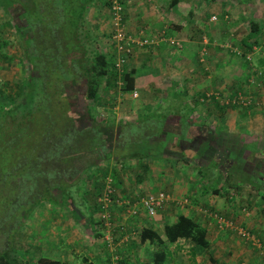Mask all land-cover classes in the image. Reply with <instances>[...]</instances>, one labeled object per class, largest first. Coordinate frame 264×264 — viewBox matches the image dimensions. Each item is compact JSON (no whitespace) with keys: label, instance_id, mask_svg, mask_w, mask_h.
Listing matches in <instances>:
<instances>
[{"label":"trees","instance_id":"1","mask_svg":"<svg viewBox=\"0 0 264 264\" xmlns=\"http://www.w3.org/2000/svg\"><path fill=\"white\" fill-rule=\"evenodd\" d=\"M98 1L106 4L110 15L113 0L0 1V6L4 10L17 13L18 21H14V26L21 33V47L27 63V71L17 93L0 91V143L15 144L17 158H19L11 169L6 167L2 171L0 168V192L5 199H11V206L6 208L9 212L14 207L12 201L16 200L10 197L11 189L12 192L18 189L19 195L22 194L21 197L31 198V208L44 200H55L64 206L69 205L70 202L72 207L69 206L68 209L72 216L76 219L87 218L94 227L98 223L100 228L93 229L94 235L104 239L110 248L109 238L105 237V229L110 227L109 231L113 235H111L112 244L125 235L126 230L121 225L123 222H120L117 211L124 210L127 218L137 216V213L128 212L132 203L122 201L124 199L121 197L122 192L129 191V188L133 187L132 183L148 178L145 172L150 167L152 156L161 158V156L165 157L164 153H167L171 159L173 158L172 160H181L182 164L189 162L197 167L201 165L203 159H208L209 156L213 159L221 146L222 138L219 137L220 132L217 129L211 131L210 135L206 134L209 129L202 133L203 131L197 130L202 122L192 121L193 115L197 112L205 116L213 113L212 105L209 103L204 111H197V106L201 105L199 99L187 98L185 91L178 88L166 99L164 98L165 102L160 106L167 111L164 115L163 127L147 128L144 131L145 142L142 151L120 152L118 148L124 141L122 133L126 120L117 119L116 116L111 118L109 115L100 116L96 111L95 114L90 113V108L103 102H111L109 100L111 95L106 96L100 93L102 86L108 87L105 92L109 93L112 87L118 84V79H122L123 85H119V88L130 91L135 88L137 82L133 68H125L123 65L122 69L118 70L115 67L114 60L117 52L114 43H111L112 49L115 50L113 58V52L103 50L86 26L87 10L90 5L99 3ZM176 1L173 0L169 4L172 6ZM28 11L30 15L27 16ZM222 25L226 26V21L223 20L220 23V26ZM262 27L258 19L253 16L249 18L250 30ZM250 38L251 36L243 40L248 49H251L252 43L255 42L250 41ZM244 55L246 56V52ZM263 69L264 67H257L256 72L264 75ZM256 77L245 79L243 83L251 84L258 80ZM234 81L236 84L237 79ZM213 99L214 97H211V102ZM214 103L217 109L219 108L218 111H225V106L220 105L216 99ZM249 108V106L246 107V110ZM244 111L241 113L244 114ZM139 120L132 119L135 122ZM130 121L131 119H128V122ZM142 123L139 122L141 125ZM217 127L220 129L221 126ZM115 130L112 143V131ZM160 134H163L160 139L155 138ZM131 136L135 137V135ZM148 139L152 142H148ZM225 139L223 145L226 144ZM92 140L95 143L91 144ZM156 140L158 141L157 154H153L155 149L153 144ZM109 148L113 150L110 151ZM224 155H227V150ZM92 156H99L101 161L98 164L92 162L89 165L86 164ZM110 162L113 163L112 167ZM0 167L3 166L0 165ZM202 185L203 180L200 187ZM106 194L109 200L106 201L105 207L103 197ZM133 200L132 198L131 201ZM87 205L89 206L88 216L77 212ZM112 206H114L113 209H111ZM104 210L108 213L106 217L102 215ZM208 210H210L209 214L214 211L203 207L200 208L201 213L197 214L202 216L201 214H207ZM17 213H14L18 217L17 220L22 221V211L18 210ZM94 213L95 218L92 219ZM219 215L225 216L218 211L216 217L207 216L218 226L217 216ZM146 216L153 218L152 215ZM196 218L193 213L178 212L173 221L164 224L163 234L166 240L174 242L179 238H185L196 247H209L208 229L201 220ZM230 219L236 223L235 219L232 217ZM141 226L138 231L139 240L149 243L156 241L159 244L158 248L151 251L150 264H167L168 252L163 246L165 241L152 226L146 223ZM226 229L237 231L235 226H223L218 228V231L225 232ZM248 231L254 233L253 229ZM257 236L261 237L260 234ZM261 238L264 240V237ZM124 240H128L129 243L123 253H119L120 249L110 252L109 248L105 247L109 253H105L104 263L112 264L115 260L113 257L117 254V261L121 264H135L131 254H126L131 251V247L135 246V239L131 237ZM28 245L18 249L20 259L17 256L18 250L14 251L12 258L6 257L9 254L1 253L0 264H17V260L23 264H64L59 259L48 256L39 257L28 263L32 260V257H27L30 252L26 251L29 249ZM213 261L216 262L215 259ZM216 264L220 263L216 262Z\"/></svg>","mask_w":264,"mask_h":264},{"label":"rangeland","instance_id":"2","mask_svg":"<svg viewBox=\"0 0 264 264\" xmlns=\"http://www.w3.org/2000/svg\"><path fill=\"white\" fill-rule=\"evenodd\" d=\"M145 1L148 2L147 5L148 4L150 5V6L148 5L149 10L154 11L156 14H159V15L162 14L161 12L164 10L162 9L163 3L160 4L159 2H157L158 0H145ZM202 1L203 2L201 4L191 7L190 9L191 11L194 9H197V10L193 12V17L191 16L192 18L190 20L188 17L189 14H188L187 9L192 4L187 3L188 1L186 0L182 1L179 4V11L182 16H185L182 18V20L185 21V24H186L185 26L188 29L190 27L192 28V27H198V26L207 28L203 32V37H202V39L205 38L204 40L205 42L206 41L209 42L210 37H213V36L216 37V35H214L212 31H214L215 28L217 29L218 25L223 20L226 21L227 25L226 26L222 25L221 27H224V29L233 28V30H235L233 37L237 39L243 35L246 29L249 28V18L251 16H253L255 19H259V21L262 22V25L264 24V13H262V11L264 10V3H261L259 5L260 9L262 10L261 12L256 13V15L252 14L250 16L248 15V7H249L250 0L249 1H246V0H207V1H204L202 0ZM98 2L99 3H95L89 6L87 13H86L85 23L90 33L94 35V37L99 42L103 50H105L106 52H113V58H114L115 50L112 49L111 47L112 24L110 21L109 9L106 6V4L104 5L102 3L103 4L102 5L100 1ZM262 2H264V0H262ZM124 6H125V3H124ZM220 8L222 9V14H220L219 12ZM224 8L226 9L227 15H223ZM198 9L199 10L206 9L207 11L205 12L211 16L214 14H217V18H211V20L209 16L205 18L204 16L206 13L204 15H202L203 12L196 13ZM96 13H98V17ZM238 13L241 14V17L236 16ZM26 15L27 16L30 15V12L28 11ZM257 17H260V18H257ZM176 18H179V17L176 16ZM16 20L18 21L16 12H13V11L7 12L0 6V91L1 92L9 91L10 93H14V94L17 93L20 83L23 80V76L25 75L27 71V63L24 59V55H23L22 47H21V37H20L21 33L14 26V21ZM148 20H149L150 26H148L146 29L144 28L146 33L145 32L143 33L149 39H153V42H150V43H147L141 46L134 45L132 52L136 49L137 50L139 49L140 50L139 53L141 52L140 54L145 55L147 54V51H148L147 49L158 50L159 45L160 46L167 45V43H162V44L160 43L159 45H157L156 44V34H155L157 30L156 25L158 24V22H162L163 25L164 24L166 25L167 20L166 19L162 21L160 20L153 21L152 19H148ZM123 21H124V26L127 29L125 19ZM134 24L135 23L133 22V25ZM260 31H261L260 32V42L264 43V25L262 28H260ZM139 33L140 32H138V34ZM251 37L253 38V35H251ZM230 39L231 38L227 37L226 35L224 36L223 41L224 43H229L231 41ZM171 42L169 40V43ZM177 44H180V41H178ZM138 47L140 48L143 47L144 49L143 48L140 49ZM151 53L152 55L155 54L154 52H151ZM128 61L126 64H129ZM126 64L124 65L125 68H127ZM131 67H133L134 70L136 68L133 65ZM260 67L261 65H259L258 68ZM250 71L252 70L250 69ZM251 74L256 75V76L258 75L257 73H251ZM144 76L145 75L141 74L140 76L138 75V78H141ZM168 80L169 79H154V80L146 79L144 82L148 84H145L143 86L142 85L135 86V89L138 92L137 96L132 95V90L124 91L121 88H119V85H123L121 82L122 79H118V82H117L118 86L115 84V87L114 88L112 87L109 93L105 92V90L108 87L102 86L103 88L100 89L101 90L100 93L106 96L108 94L111 95V98L109 99L111 102L110 103L103 102L95 107L90 108V113L93 112L95 114V111H96V113L100 116L109 115L110 118L111 116L113 117L116 116L117 119L119 118L122 120H126L127 123L124 125L123 133H122L124 141L122 142V146L118 148L120 149V152L122 151L127 152L128 150L142 151V147L145 142V138L143 137V134L145 133L144 131H146L147 128L160 129L163 127L162 125L164 124V115L167 114V111L162 109V107L160 106L164 102L162 99L166 96L165 95L166 92L168 96H170L171 94L168 91V88L170 86ZM209 80L210 79H191L192 81L191 85H189L187 88L182 85V88H183L182 91H185L187 98L192 97V100H194L193 98L197 97L199 99V101L201 102V105L197 106V109H196L197 111L201 109H203L204 111L206 109V106L209 103L213 107V110H214L213 116L211 117L207 115L203 116L202 113L197 112L193 115L192 121L202 122V125L198 126L197 130L203 131L202 133H205L209 129V132L206 133L207 135H210L211 131H214V129L219 130L220 133L218 134H219V137L222 138L221 140L222 142L220 143L221 146L216 152V155H214L213 157L214 160L210 158L209 156L208 159H203V162L201 163V165H198L197 167H194V164L191 165L188 162L186 163L187 164L186 170H184L183 168L184 163L183 164L180 163L181 160L179 159H178L179 161L172 160L168 156L167 153L166 154L164 153L165 157L161 158V160L163 161V164L162 165L152 164L151 166V164L149 163L150 167H148L146 172L144 171L148 175V178L141 182L139 181L140 186L137 185L139 189V190H136V192L138 193L137 195L138 197H141L148 192H153V191L156 192L159 190L166 191L167 193L169 192L171 193V191L173 190V184H175L174 182L175 180H176V183L179 184V182L183 181L182 178L185 175V173L192 176L191 179L188 180L189 183L187 186H189L190 188L187 189L188 191L187 193L184 192V190L180 186L175 187L176 188L174 190L175 193H177V195L179 194L181 195L180 198L177 197L178 200L175 199L177 203L171 204L168 207H167L168 203H166L161 208H159L158 213L156 214V219L158 218L157 220L158 222L156 223L158 224V226L154 224V222L156 221L154 215H153L154 219H150L146 217L147 219H150L152 221L154 226H156L155 229H158L160 231L163 230L165 221L174 220L178 212L193 213L194 216L197 217L196 219L201 220L205 224V226L208 223V221H211L210 220L211 218L208 217L207 215H210V216L215 215L216 217V213L218 211L220 213H224V215L226 216H229L228 214H226V212H222L223 210L219 207V203H215V201L213 200L214 198H212L211 200L208 197L210 193H212V195L214 196V193L209 189L214 186H218L220 183L225 182L226 179H227L226 181L230 180L234 182V185L236 186H239L238 184L243 185V183H245L246 181L248 182V186L261 189L259 186V184H261L262 182L261 180L255 178L254 176H250L249 174L247 176L241 171V169H238V166H239L238 163L244 161V159H248L249 156L251 157L253 153L251 151L255 150L251 148L249 149V145H247L248 143L245 142V140L251 141L249 137H254L251 131H249L250 136L246 139L244 138L247 137V135L244 134V132H241L242 129H248V126H247L248 122L243 121L242 116L238 115L239 113L241 114L242 111L246 110V107L253 104L252 102L248 101V98H249L248 91L250 90V87H252L253 83L255 82H253L252 84H248V82L243 83L245 79H241V82H240V79H237V83L235 84L234 83L235 79H222L218 83H211ZM185 83L184 85L187 86V84ZM213 85L215 87H213ZM171 88L173 91L178 88L180 89V87H175L173 85L171 86ZM195 90L199 92V94L193 95V93H195ZM214 90L217 91L216 92L217 96L213 94L214 99L211 102V97H210L211 95H207L206 92L210 94V92ZM202 91L204 92V94H200V92ZM205 97H209V98L205 99ZM215 99L219 102L220 105L225 106L224 110L227 111V113L226 115H224L223 119H224V122H226V124L222 125L219 121L217 122L215 120L216 116L220 117L218 113L220 114L224 112V111L223 112L218 111L219 108L217 109L216 104L214 103ZM256 105L263 106L264 97L261 96ZM181 109L184 110L183 107H181ZM251 109L253 110L254 108L251 107ZM216 110L218 113H216ZM160 113H164V114H160ZM251 117L253 118L252 120H256L257 116L255 117L254 115H252ZM257 118H259L263 122V116L258 115ZM128 119H131V121L128 122ZM132 119H135V121L139 119L140 120L138 122H135V121H132ZM139 122H143L142 125L139 124ZM205 122H207V124ZM255 122L259 123V121L257 120ZM231 123L234 124V129L236 128L234 132L226 130L227 126ZM219 125L221 126L220 129L217 127ZM224 130L225 132L223 133ZM227 132H229L230 135H227ZM115 133H116V130L112 131V134H113L112 141H111L112 143H113ZM262 133H263L262 131L257 132L256 137L260 136ZM131 135H135V137ZM161 135L163 134H160L159 137H155V138L160 139V137H162ZM237 136H239L241 139L235 140ZM224 139L226 141L225 145H223ZM256 140L257 141L259 140V143H261L262 141H264V136L260 138L257 137ZM148 142H152V141L148 139ZM92 143H95V141L92 140L91 144ZM157 146H158V141L156 140L155 144H153V147L155 149L152 148L153 154L154 153L157 154L156 152ZM254 146L256 147L255 144ZM166 149L169 150V148H166ZM225 149L227 150V155H224V152L226 153ZM109 150L112 151L113 149L109 148ZM221 151H224V152H221ZM258 152L262 156L264 155L263 148H260ZM17 155L18 153H17L15 144L13 145V143H6V144L0 143V163H1L0 165L3 166V167H0L1 170L4 171L3 168H6V167H10L11 169V166L14 165V163L19 160V158H17ZM256 157L259 158L257 154H256ZM91 158L86 164L89 165L91 164V162L96 163L97 159H99L98 162L101 161V158L99 156H95V157L92 156ZM221 158L223 159V161L226 159L229 160L228 163L232 161L235 162L233 164L232 170H230V173L227 177H223L220 173V168H219L220 166H217L213 163L216 160H222ZM154 159L156 158L152 156L150 162ZM259 160H264V157H260ZM159 162L161 161L159 160ZM83 164H85L84 161H83ZM110 166L111 167L113 166L112 162H110ZM240 167H242V164H240ZM187 168H189V170H187ZM40 170L43 171V169H40ZM136 170L137 169L135 168V171ZM235 172H237L239 176L236 179H233V177L235 176L234 175ZM199 176L200 178L203 177V179L205 180V181L203 180L202 187H200L201 183L199 181ZM6 177L8 180L9 176L7 175ZM132 184L134 185L135 183H132ZM145 186H148V188L145 189ZM222 189H224V187H221V190ZM206 191L207 192L210 191L209 194H207ZM260 191L262 193L264 192L263 189H261ZM10 192H11L10 197L16 198V200L14 199L12 201L14 204V207L11 209L10 212L6 211V208H9L11 206L10 205L11 199L10 200L5 199L4 195L0 192V254L6 253L5 255L9 254L6 257L12 258L15 250H18L21 247L22 248L26 247L28 244H30L28 245L29 249L26 251H30L28 252L29 255L27 254V257L28 258L32 257V260L29 261L28 263L34 260H37V258L39 257L48 256L54 259L61 258V260L60 259L59 260L63 262L64 264H90L91 263L90 261L91 260V246H92V251L94 253V256L92 257V259L93 258L95 259L96 264L104 263L103 259H105L104 258L105 253L107 252L109 253V250H110L109 245H107L106 242L101 240V237H97L96 240H91L92 234L94 235L93 229L96 227L100 228L98 223H97V226L94 227V225L88 222L87 218H78V219L74 218L72 216V213L68 209L69 206L70 208L72 207V204L70 202H69V205L64 206L60 202L55 201V200L54 201L44 200L40 203L34 204L33 207L31 208L32 206L31 198L25 197V196L21 197L22 194H20L21 196L19 195L18 189L17 190L15 189L14 192H12V189H11L9 193ZM195 193H196V196H195ZM240 194L243 195V192ZM197 196H203L204 198L202 200L197 199L196 198ZM130 197L128 196V199H130ZM185 197H187L188 200L186 202L181 201V199L183 200L185 199ZM124 198L125 200H127V197H124ZM239 199L241 200L243 198L239 197ZM257 199H258L256 202L257 205L264 202V199L261 197H257ZM90 201L92 200L90 199ZM254 206L255 205H249L245 201H241V204L237 207L235 214L233 213L232 215L233 217L232 216H229V217H232L233 219H235L236 223H234V225H238V226L243 225L247 227L249 230L253 229L254 233L257 235V234H260L259 233L260 231L254 229L252 223H254L253 221H256L258 219V216L259 218L260 216L263 217V214L261 212H258L259 213L258 214L255 211L257 208L253 209ZM203 207H207L214 211H212V214H209L210 210H208L207 214L203 213L201 214L202 216H200L197 213H201L200 208H203ZM28 208L30 209L28 210ZM113 208L114 206L111 207V209ZM56 209H58V211H56ZM241 209H245L246 211L250 212L249 214H247V216L249 215L248 217L249 219L242 220V217L240 218V214L243 213ZM18 210L22 211V214H21L22 221H19L20 219L17 220L18 217L15 216L14 214L15 212L17 213ZM77 212H80L81 214H85L88 216L89 206L88 205L84 206L83 210L77 211ZM60 215H63L62 219H60ZM123 215L125 218L122 217ZM125 215L126 214L122 213L118 217L119 219L122 218V220L123 219L129 220ZM140 215H142L141 212H140ZM244 215L246 216V214ZM91 218L92 219L95 218V213H94V216ZM39 220L43 223L39 224ZM125 220L123 221V223H121V225H123L124 229L126 230L125 235L127 236V238L130 239L132 237V239H135V240L139 239L138 231L142 224V223H139L141 218L139 219L137 225L133 224L132 221L125 223ZM263 220L262 222L264 223ZM258 221L259 220H257V222ZM214 228H217V227H214ZM214 228L208 227L207 235L212 238H215L217 236L218 238L215 240L219 242V245L222 240L224 242L223 244L221 243L223 250L228 249V251H232L230 257L232 258L234 257V259L237 257H240V260H242V258L248 257L244 255V251H246L245 249H247V251L251 253V256L248 257L249 259L247 258L249 260L247 264L248 263L252 264V258H253L252 255H254V258H255V255H259V251L255 248V246H253L251 242L248 243L249 240H247V238L246 239L242 238L236 230H230L228 232L226 231L225 234L219 232V235H216L218 232H216ZM105 230H106L105 234L109 238L108 239L109 243L112 246V242H111L112 234L109 231L110 227H107ZM39 234H41V236ZM45 237H47L46 240L43 239ZM94 237H96V235H94ZM40 241H42L41 244H40ZM124 241H127V240H124ZM106 246L109 248L108 251H106L105 249ZM145 247L147 249L148 248L152 249L149 242L146 244ZM122 250L123 249L120 248L119 253H123L124 251ZM133 250H134V254L133 255L131 254V256H132L134 263L135 264H141L142 262L145 263L146 258L149 256V254L146 253L145 258H144L145 260H141L142 261L141 263H137L136 262L137 259L135 258V256L140 257V255L138 254L140 251H138L136 247H134ZM46 251L47 253H45ZM17 256L19 259L21 258L19 250H18ZM150 258H151V254H150ZM97 259H100L98 260L99 262H97ZM179 262L182 263L183 261H179ZM16 263L23 264L19 260H17ZM104 264H108V263L105 262ZM186 264H194V263L190 259L189 262H187ZM197 264H200V263H197ZM258 264H264V256L262 254L259 255Z\"/></svg>","mask_w":264,"mask_h":264},{"label":"crops","instance_id":"3","mask_svg":"<svg viewBox=\"0 0 264 264\" xmlns=\"http://www.w3.org/2000/svg\"><path fill=\"white\" fill-rule=\"evenodd\" d=\"M172 1L173 0H162V1L158 0L157 1L160 4L163 3L162 9H164V10L161 12L162 14L160 13L161 15L156 14L154 11L149 10V8H148L149 4L147 5L148 2L145 0H125L124 1V3H125L124 19L126 22V27H127L129 32H132V33L134 32V34L138 33L139 30H142L143 32H145V29L148 26H150L148 19H152L153 21H158V20L162 21L164 19L167 20L166 25L165 24L163 25L162 22H158V24L156 25L157 30H156L155 34H156V44L157 45H159L160 43L161 44L167 43L168 46L167 45H164V46L159 45L158 50L147 49L148 51H147V54H145V55L140 54L141 53V52L139 53L140 50L136 49L132 52V54L128 58L129 64H126L127 68H130L132 65L136 67L134 70L135 71L134 72V74H135L134 78H135L136 82L138 80V82L136 83V86L137 85L143 86L145 84H148V83L144 82L146 79H148V80L149 79H152V80H154V79H169L168 81H169L170 86L168 88V91L172 94V92H173V90L171 88L172 85L175 87H180V89L182 90L183 89L182 85L186 88L189 85H191V82H192L191 79H210L209 81L211 83H218L222 79H253V78L255 79L256 75H252L251 73H257L258 75H257L256 79H258V80L255 81L256 84L253 83V86L250 87V90L248 91L249 92L248 93V97H249L248 101L257 104L259 98L261 96L264 97V75H259V73L256 72V68L259 67V65H261L262 68L264 67V43L260 42V32H261L260 28L256 29V30H250V28H248L244 31L243 35L237 39V38L233 37V35L235 33V30H233V28L232 29H224L218 23L219 25H218L217 29L215 28L216 30L214 29V31H212V33L214 35H216V37H214V36L210 37L209 38L210 41L205 42L204 41L205 38L202 39V37H203V32L207 29L206 27L198 26V27H192V28L190 27L188 29L185 26L186 25L185 21L182 20V18L185 16L181 15V13L179 11V4L185 0H177L175 2V4H173L171 6V4H169V3ZM186 1H188L187 3L192 4L187 9L188 14H189L188 17L190 20L193 17V12H195L197 10V9H194L191 11L190 10L191 7L198 5V4H201L203 1L202 0H186ZM204 1H207V0H204ZM246 1H249V0H246ZM261 3H264V2H262V0H250L249 7H248V15H250V16L252 14L256 15V13L261 12L262 10L259 7V5ZM262 9H263V7H262ZM198 11L196 13H202L203 12L202 15H204L206 13L205 11H207V10L206 9H200V10L198 9ZM219 12H220V14H222L221 8H220ZM262 13H264V10L262 11ZM163 14H165V15H163ZM96 15L98 17V13H96ZM175 15L179 18H176ZM214 15H215L214 18H217V14H214ZM223 15H227L225 8H224ZM207 16H209V18L211 20L212 16L208 15L206 13L204 17L207 18ZM236 16L241 17V14L238 13ZM257 18H260V17H257ZM133 22L135 23L134 25H133ZM139 22H141V23H139ZM261 24H262V22H261ZM226 35H227V37L231 38L230 39L231 41L229 43H224V41H223V38ZM251 35H253V38L251 37L250 41H255V42H253L254 44H252L251 49H248L244 45L243 40L246 37H250ZM171 39L180 41V44L171 42ZM169 40L171 43H169ZM138 48H140V47H138ZM141 48H143V47H141ZM151 48H153V47H151ZM151 52H154L155 54L152 55ZM245 52H246V56L244 55ZM249 58H250V60H249ZM131 68H133V67H131ZM250 69L252 71H250ZM141 74L145 75V76L138 78V75L140 76ZM24 77H25V75L23 76V78ZM185 81H186V83H185ZM184 83L187 84V86L184 85ZM248 83H250V82H248ZM213 87H215V86L213 85ZM216 92L217 91L214 90V91H211L210 94H208V92H206V94L211 95V97H213V94H215V96H217ZM195 94H199V92H197L195 90V93H193V95H195ZM200 94H204V92L202 91V92H200ZM165 95L166 96L164 98L166 99L168 97L167 92ZM164 98L162 100L165 102ZM208 98L209 97H205V99H208ZM249 107L250 108L248 110L244 111V114L241 113L242 114L241 115L239 113L238 115L242 116L243 121L248 122V124H247L248 129H242L241 132H244V134L247 135V137L244 138V139H246L250 136L249 131H251V133H252V135H254V137H249V139L251 141L245 140V142L248 143L247 145H249V149L251 148V149H255V150L251 151V152H253L251 157L249 156V158L247 160H244V161L238 163L239 164L238 169H241V171L247 176L249 174L250 176H254L255 178L261 180L262 182H261V184H259V186L261 189L264 190V182H263L264 181V160H259V158L264 157V155L262 156L258 152L260 148L264 149V141L259 143V140L258 141L256 140L257 137L260 138V137L264 136V105L263 106L251 105ZM251 107L254 109L252 110ZM201 111H203V109H201ZM216 113H218V112L216 111ZM226 113H227V111H224L223 113H220V114L218 113V115L220 117L216 116L215 120L217 122L219 121L222 125L226 124V122H224V119H223V117H224V115H226ZM252 115H254L255 117L256 116L258 117V115L263 116V122L257 117H256V120L259 121V123L255 122L256 120H252L253 119L251 117ZM203 116H205V115L203 114ZM207 116L211 117V116H213V113H211ZM235 129H234V124H232V123L229 124L226 128V130L231 131V132H234ZM221 130H222V128H221ZM260 131H262L263 133L260 136L256 137V133L260 132ZM224 132H225V130L223 131V133ZM227 135H230L229 132H227ZM236 139H241V138L239 136H237V138H235V140ZM260 140H262V139H260ZM254 144L256 145V147L254 146ZM256 152H258V153H256ZM256 154L259 156V158L256 157ZM162 157L163 156H161V158ZM154 158H156L157 160L156 159H154L156 161L152 160L150 162L151 166H152V164H154V165H162L163 164V161L161 160V158L160 159L157 157H154ZM159 160L161 162H159ZM98 161H99V159H97V162L95 164H98ZM228 162L229 161H227V159L224 161L222 159V160H216L215 162H213L215 165L220 166L219 168H220V170H222L221 175L223 177H227L229 175L230 170H232L233 164L235 163L233 161L230 163H228ZM240 164H242V167H240ZM186 165L187 164L185 162L183 165L184 170H186ZM187 170H189V168H187ZM241 171H239V172H241ZM234 175L235 176L233 177V179H236L239 176V174L237 172H235ZM191 177L192 176L185 173V175L182 178L183 181L181 180L183 183L179 182V184H177L176 180L174 181L175 184H173V190L171 191V193L169 192L171 194L172 198L170 199V202L167 204V207L170 206L171 204L177 203V201H176V200H178L177 197L178 198L181 197L180 194L177 195V193H175V191H174L176 189L175 187L180 186L184 190V192H186V193L188 192L187 189H189L190 187L187 185L189 183L188 180L191 179ZM199 180H200V183H202V180H204V179L202 177V178H199ZM226 180H225V182L220 183L218 186H214V187L209 189L214 193V196L212 195V193L209 194L210 191H208V192L206 191L207 194H209L208 197L211 200H212V198H214L213 200L215 201V203H219V207L223 210L222 212H226V214H228L229 216H232L233 213L235 214V211L237 210V207L241 204V201H245L249 205H255L253 207V209L257 208L255 211L257 213L261 212L263 214V217L260 216V218H259V216H258L257 220H259L258 221L259 223L257 222V220L253 221L254 222V223H252L253 228L260 231L259 232L260 236L264 237V223L262 222V220L264 219V202H262L259 205L256 204V202L258 200L257 197H261L264 199V192L262 193L260 191L261 189H259V188L257 189L256 187L248 186V182H246V181H245V183H243V185L238 184L239 186H236V185H234V182H232L230 180L229 181H226ZM137 185L140 186V183L136 182L133 185V187L129 188V191H127L125 193L122 192L123 195L121 197H123V198L127 197V199H128V196L132 195L130 200H132V198H133L134 201H136L139 198L137 196L138 193L136 192V190H139ZM221 187H224V189L221 190ZM147 188H148V186H145V189H147ZM235 188H236V190H235ZM236 191H237V193H236ZM242 192H243V195L240 194ZM239 195H241V196H239ZM195 196H196V193H195ZM239 197H241L243 199L240 200ZM196 198L202 200L204 197L203 196H197ZM187 200H188L187 197H185V199H183V200L181 199V201H185V202ZM138 206H139V211L137 213V216L129 217L128 219H130V220H125V219L122 220V218H120V222H123L124 220H125V223L132 221L133 224L137 225L139 219L141 218L139 223L144 224V222H146V225L152 226L153 228H156V226H158V224L156 223V222H158L157 221L158 218L156 219V215L154 216L156 219L154 224L156 226H154L152 221L151 220L148 221V219L146 218L148 216H145L146 211H145V208L143 207V204L142 205L139 204ZM241 210L243 211L244 214H246V216L243 213H241L240 218L242 217V220L249 219L248 218L249 215L247 216V214H249L250 212L246 211L245 209H241ZM56 211H58V209H56ZM238 211H239V209H238ZM140 212L142 213V215H140ZM122 213H124V210H122V212L118 211L119 216ZM185 213H187V212H185ZM229 216H227V218L230 219L231 217H229ZM122 217L125 218L124 215ZM62 218H63V215H60V219H62ZM151 219H154V218H151ZM170 221H173V220L165 221V223L170 222ZM42 223L43 222H41L39 220V224H42ZM206 227H207V229H208V227H212V228L217 227V228H214L215 231L218 232L216 235H219V232L225 234L226 231L227 232L229 231L227 229L225 232L224 231H218L219 227L216 226V224L212 221H208V223L206 224ZM68 228H70V227H68ZM156 230L160 234L161 238L165 241L163 246H164V249L168 252L167 264H186L187 262H189L190 259L194 264H197V263H200V264H216V262L220 263V264H238V262H239V264H240L241 261H245V264H247V262H249L248 257L251 256V253H249L247 251V249H245L246 251H244V255H246L248 257L242 258V260H240V257H237L235 259H234V257L233 258L230 257L232 251H228V249L223 250L222 244L224 242L221 240L222 244L220 243V245H219V242L217 240H215L218 238L217 236L215 238H212V237H209L207 235L208 239L210 240L209 247L199 248V247H196L190 240L185 239V238H179L174 242H169L168 240H166V238L163 234V230L162 231H160L158 229H156ZM93 231L95 232V230H93ZM261 233H262V235H261ZM207 234H208V231H207ZM39 235L41 236V234H39ZM105 237H106V234H105ZM46 238L47 237H45L43 239L46 240ZM96 239H97V237H94V235L92 234L91 240H96ZM124 239H127L126 235H123L120 238V240L116 241V243L119 245L114 243L111 246V244H110V252L116 251L117 249H120V248H122L124 251V248L127 247L126 245L129 243L128 240L123 241ZM101 240L104 241V239H101ZM27 241H29V240H27ZM249 242L250 241H248V243ZM41 243H42V241H40V244ZM147 243H148V241H140L139 239L135 240V246L134 247H136L137 250L140 251L138 253L140 255V257L135 256V258L137 259V261H136L137 263H141L142 262L141 260H145L144 258H145V255L147 253V254H149V256L146 258L145 264L146 263L148 264L151 261L150 260L151 251H153L154 249L159 247V244L155 241V242H150L152 249H149V248L147 249L145 247ZM78 246H79V244H78ZM134 247H131L132 248L131 251L126 252V254L130 253L133 255L134 254V250H133ZM45 253H47V251ZM93 256H94V253L92 251V246H91V264H96L95 259L94 258L92 259ZM252 257H253L252 258V264H258L259 256L255 255V258H254V255H252ZM57 259L61 260V258H57ZM131 259H132V257H131ZM214 259L216 260V262L213 261ZM89 260H90V258H89ZM98 260H100V259H97V262H99ZM234 260H236V261H234ZM179 261H183V262L181 263ZM234 262H236V263H234Z\"/></svg>","mask_w":264,"mask_h":264},{"label":"built area","instance_id":"4","mask_svg":"<svg viewBox=\"0 0 264 264\" xmlns=\"http://www.w3.org/2000/svg\"><path fill=\"white\" fill-rule=\"evenodd\" d=\"M215 15H212V18H214ZM124 3L120 0H113L110 6V21L112 24V33H111V40L115 45L117 56L114 60L115 67L118 70H121L123 65H125L128 61V58L132 54V50L134 45H145L147 43L153 42V39H149L142 30H139V34H133L129 32L125 26H124ZM172 42H177L178 40H171ZM132 95L137 96L138 92L134 88L132 89ZM109 191V189H108ZM172 198L170 193L164 192V191H157L155 193H147L141 197H139L136 201H128L125 199H122L123 202H131L132 207L128 209L129 213H138L139 211V204L142 205L145 208L146 215H156L158 213L159 208H161L166 203L170 202V199ZM104 204L103 206H107V202L109 200V197L107 194L103 197ZM102 215L104 217L108 216L107 210H104L102 212ZM215 217V215H214ZM217 221L219 223V228L223 226L227 227H233L235 226L237 229L238 234L242 238H247L251 242L253 246L256 247V249L259 251V255L264 256V240L261 237H258L257 235L249 232L247 229H245L242 226L234 225L233 221L229 218L223 217V216H217ZM106 238L107 235H106ZM258 255V256H259ZM117 254L113 257L112 264H121L117 261ZM119 260V259H118ZM240 264H245V261H241Z\"/></svg>","mask_w":264,"mask_h":264},{"label":"clouds","instance_id":"5","mask_svg":"<svg viewBox=\"0 0 264 264\" xmlns=\"http://www.w3.org/2000/svg\"><path fill=\"white\" fill-rule=\"evenodd\" d=\"M124 3V2H123ZM124 9H125V6H124Z\"/></svg>","mask_w":264,"mask_h":264}]
</instances>
